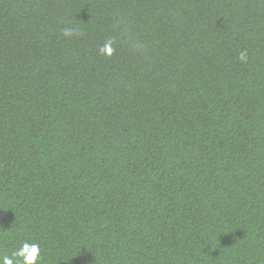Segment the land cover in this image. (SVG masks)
<instances>
[{
    "label": "trees",
    "instance_id": "obj_1",
    "mask_svg": "<svg viewBox=\"0 0 264 264\" xmlns=\"http://www.w3.org/2000/svg\"><path fill=\"white\" fill-rule=\"evenodd\" d=\"M23 240L264 264V0H0V254Z\"/></svg>",
    "mask_w": 264,
    "mask_h": 264
},
{
    "label": "clouds",
    "instance_id": "obj_2",
    "mask_svg": "<svg viewBox=\"0 0 264 264\" xmlns=\"http://www.w3.org/2000/svg\"><path fill=\"white\" fill-rule=\"evenodd\" d=\"M74 34V30L66 28L64 30L65 36H71ZM114 42L107 40L99 49L98 54L102 56H111L115 49L113 47ZM245 54H240V59H245ZM0 264H42V249L38 242H32L23 240L19 246L10 254H0Z\"/></svg>",
    "mask_w": 264,
    "mask_h": 264
}]
</instances>
